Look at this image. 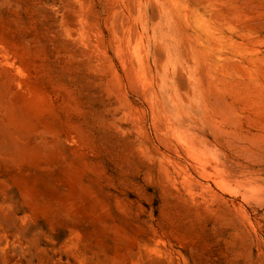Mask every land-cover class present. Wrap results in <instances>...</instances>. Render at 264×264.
<instances>
[{"label":"rangeland","instance_id":"374dc122","mask_svg":"<svg viewBox=\"0 0 264 264\" xmlns=\"http://www.w3.org/2000/svg\"><path fill=\"white\" fill-rule=\"evenodd\" d=\"M0 264H264V0H0Z\"/></svg>","mask_w":264,"mask_h":264}]
</instances>
